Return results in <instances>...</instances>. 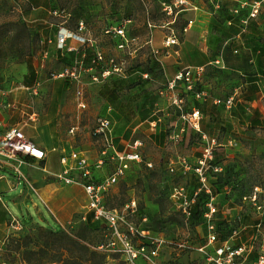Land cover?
Returning <instances> with one entry per match:
<instances>
[{"label": "rangeland", "instance_id": "1", "mask_svg": "<svg viewBox=\"0 0 264 264\" xmlns=\"http://www.w3.org/2000/svg\"><path fill=\"white\" fill-rule=\"evenodd\" d=\"M216 2L44 0L42 7H35L30 0H0V116L10 115L17 121L33 125L38 122V126L26 133L33 138L45 135L44 138L51 143L48 127L44 123L59 113L60 91L61 100L69 106L58 117H64V122H69L66 118L72 117L74 120V117L81 115V109L76 106V90L81 91L82 99L89 106L93 103L90 97L95 94L86 84H98L108 77L129 81L132 76L135 81L143 79L156 85V88L163 87L166 78L162 65L166 59H172L171 56H163L165 53L174 55L173 49L177 48L172 44L165 45V38L173 35L180 41L185 35L182 27L190 18L193 21L186 31L199 21L200 33H205L209 13L213 24L210 22L206 27L204 41L195 42L194 45L198 49L205 46L211 52V58L221 56L226 70L213 68L226 77L229 88L225 94H229L238 79L247 80L245 74L252 73V64L247 63V50L239 49L233 53L236 45L216 37L215 34L225 27L222 22L225 13H228L227 7L220 2L216 8ZM59 26L87 39L84 44L74 41L66 43L76 55L86 50H89V55L98 51L103 61L88 69V63L84 60L82 66L73 69L72 77H56L64 66L60 59L62 56L57 55L52 42L46 40ZM117 28L123 30L122 36L115 32ZM261 31L264 32V27ZM109 59H112L116 70L102 78L100 72L109 68ZM235 67L241 68L244 75L234 73ZM140 73L145 74V78ZM93 75L96 80H91ZM36 82L42 88L35 93L32 86ZM59 82H67V86L63 84L62 88L56 89ZM51 83L53 91L50 103L45 108L46 118H43L39 116L41 108L36 107L33 101L39 99L41 104H45ZM197 87L193 89L196 91ZM262 93L259 115L264 113V87ZM233 99L234 105L226 109V115L230 114V117H226L228 122H225V126L220 129L217 126L211 129L206 127L214 131L212 136L218 143L213 148V158L220 169L208 178L217 207L214 227L218 240L243 244L250 252H259L264 250V203L256 211L241 197L248 194L253 185L264 188V117L261 116L259 125L250 126L247 121L253 107L243 106L240 100ZM187 105H190V100H185L183 110L189 111ZM219 108L224 109L222 106ZM174 109L167 106L164 119H172L176 114ZM31 112L35 113L36 119L38 117L37 121L27 118ZM91 128L90 137L92 141L97 140L91 135ZM167 130L171 131V126ZM187 134L191 139L188 146H181L180 140L169 138L170 145L157 148L150 142L143 143L142 139H138L141 142L138 148L141 162L129 163L124 176L113 185L112 193L104 199L106 206L118 209L132 198L136 209L132 215H127L128 219L147 235L160 241L152 262L142 264H205L204 255L198 249L205 245L202 218L198 214L191 215L190 211L186 214L184 204L175 198L174 188L182 186L188 196L195 183L190 171L179 173L177 159L183 157L192 165L194 160L191 157L197 155V149L203 143L196 131L195 134ZM97 143L102 147L100 140ZM57 161L53 157L51 168H57ZM170 166L173 171H169ZM110 169L106 164L92 168V176L97 177ZM14 176L12 179L15 180ZM15 195L16 192L11 191L0 197V203L5 205L9 216L15 217L21 225L18 230L0 234L3 242L0 259L5 264H126L117 253L95 249V245L103 239L105 229L97 221L90 219L86 222L87 214L82 219L84 213H74L59 229L46 205L34 193L30 192L29 198L16 203L12 198ZM77 200L84 202L85 196L81 194L72 199L74 208ZM224 215L227 218H218ZM141 217L144 219L141 220ZM4 221L8 227V220ZM147 239L143 238L142 242L146 243ZM135 261L141 264L140 259Z\"/></svg>", "mask_w": 264, "mask_h": 264}, {"label": "crops", "instance_id": "2", "mask_svg": "<svg viewBox=\"0 0 264 264\" xmlns=\"http://www.w3.org/2000/svg\"><path fill=\"white\" fill-rule=\"evenodd\" d=\"M240 1L248 2L250 0H217L214 6L217 8L218 2H220V4H223L227 7V9H231ZM36 4L37 6L35 7H42L44 5V0H37ZM225 15L227 17L229 13H226ZM210 16L211 13H209L205 21V33H200L199 21H196L198 25L195 23L196 25H193L188 32L186 31V27L184 32L185 35H183L184 37L180 41L177 40L176 45H171L172 47H177L176 49H173L174 55L167 53V55L163 56L165 58L171 56L172 59H166L164 65H162L166 81L171 79L174 73L183 67H203L200 80L203 83L202 86L204 87L203 90L205 91L206 96L203 98H197L203 102L204 107L203 112H200L198 131L185 127V130L187 129L189 134H195L196 131L200 137L201 135L205 137H214L212 136L214 131L211 130L210 132H206L204 130H200V128H205L208 122H211L214 126H225V122H228L226 117H230V114L226 115L227 108H225L222 104L214 103V98L224 99L227 96L232 95L233 98L235 97V100H240L243 106L249 105L253 107L251 115L254 116V118L260 119L261 116L264 117V113L259 115V112L262 110L261 101L263 99L262 90L264 87V32L261 31L264 27V18L258 16L250 19L249 26L246 28L243 35L244 41L253 49H249L248 47L242 45V37H239L238 34H234L236 31L235 20L231 22L230 26H226L227 29L225 27L223 31L219 30L218 33L215 34L216 37H219L220 41L229 42L231 45L238 46L239 49L247 50L249 54V56H247V60L250 64H252L250 67L253 79L250 82L238 79V83L233 86L230 93L225 94L229 88V84L226 77L221 72L227 68L223 63L221 56L211 58V52L207 50L205 46L198 49L194 45L195 42L204 41L206 38V27L210 25L211 22ZM190 20L192 23L193 19L190 18ZM211 24H213V22H211ZM210 28H212V26H210ZM51 37L53 38V35ZM70 41L73 40H66L67 43ZM52 47L57 55H62L61 51L55 49L53 42ZM214 59H217L218 63L214 64ZM213 67H217L221 71L219 72V70H214ZM233 72L238 73L240 76L243 75L241 68L235 67ZM235 75L237 76V74ZM131 78L132 76L129 77V79ZM118 80L115 77H109L98 84H86L87 88H90L95 94L90 97V101L93 103L89 106L88 103L84 101L86 108L84 107L81 109V117L78 115L74 117V120H72V117L66 118L69 122H64V117H61V119L58 117L60 112L69 106L68 104L64 105L65 102L61 100L62 91H60L59 113L54 118L46 120L44 123V125L48 127L47 130L49 139L52 141L51 143L44 138L45 135H43V137L38 136L33 138L26 133L30 128L38 126V122L36 125L27 124L25 122L23 123L22 121L15 120V118H12L10 115H1L0 133L8 126H19L22 132L43 150L44 156L42 159H33L30 157L24 158L22 163L17 168L18 173H16L10 166V161H6L3 157H0V197L6 192L14 191L16 192V195L12 198L16 203L29 198L30 192L34 193L40 201L46 205L49 213L59 224V229L64 223H66V221H68L70 217H72L74 213L81 212L85 214L86 196L82 185L78 182L65 183L61 178H58L57 175L66 171L65 175L74 179L78 178L79 171L75 168L72 160L67 159L66 164L59 161L60 157L67 156L71 151L81 152L88 158L89 162L93 161L97 157L98 150L100 148L97 143L98 141H92V137H90L89 134V130L97 116L104 115L110 120V136L112 138L113 147L116 150H121L126 142L132 141L133 139H142L143 143L150 142L157 148H165L170 145V134L178 132L179 127L182 126L183 123L179 119L178 115H174L172 119L171 117L164 119V116H167V106L170 105L174 107V105L170 103L169 92H166V94L160 93L164 90L165 84L163 87L156 88V85L147 80L134 84L129 83L130 81L121 79ZM248 83H251V85L254 86V91L247 92ZM63 84L64 83L59 82L56 89L59 87L62 88L61 86ZM41 88L42 86H40L39 82H36L32 86L35 93L37 89L39 90ZM48 90H50V93L48 94V100L45 104H41L39 99L33 101V104L36 105V107L41 108L39 116L43 118H46L45 108L50 103L53 83H51ZM176 90L177 95L181 98L182 107H184L185 100L191 98L192 95L190 92L183 93V88L180 89L178 87ZM246 96H248V99L245 98ZM232 101H234V99ZM219 106H222L224 109H219L217 113H210L211 110H209V108H217ZM88 107H91V109H88ZM108 107L110 108V111H107ZM37 120L38 117L37 119L35 117L33 121L35 122ZM169 126H171V131L167 130ZM70 127H73V131L71 133L67 131ZM185 130L181 133L179 138L181 146H188V141L191 140ZM199 148L200 146L197 149V155L199 154ZM197 155L191 157L192 161L195 160ZM53 157L58 160L57 168H51L50 166L53 163ZM104 164L110 168L112 166L110 162H105ZM109 172H102V174L97 177L93 176V178H102ZM14 174L16 175L14 176ZM13 176L15 180L12 179ZM20 179L22 181H20ZM119 180L120 178L118 181ZM113 185L104 193V199L108 194L112 193ZM81 194L85 196V201L79 202L77 200V206L74 208L71 201L75 196ZM9 215L10 214L8 213L5 205L0 203V234H3V232L7 233L11 230L9 226H6L4 221V219L9 220L8 217H13ZM216 216L217 212L214 216V222L216 220ZM226 216L227 215H224L223 217L218 218H227ZM222 241L217 239L212 244H205L203 245L204 249L212 252V249L218 246ZM225 241L229 244H233L228 240ZM260 252H264V250L262 249L259 252H250V249L247 250L241 264H251ZM140 261L142 264L143 261L141 259Z\"/></svg>", "mask_w": 264, "mask_h": 264}, {"label": "built area", "instance_id": "3", "mask_svg": "<svg viewBox=\"0 0 264 264\" xmlns=\"http://www.w3.org/2000/svg\"><path fill=\"white\" fill-rule=\"evenodd\" d=\"M241 8H246L247 13L239 19L242 25L241 30L247 24L249 19L256 18L259 14H264V0H250L240 1L236 6L230 9L232 14L238 13ZM191 20L187 21L186 26L182 27L185 31L186 27L190 24ZM229 24V20L226 21ZM117 34L122 36V29H114ZM73 40L79 44L86 43L87 39L83 36L72 32L63 26H59L53 38H47V42H53L56 50L72 51V47L66 45V40ZM164 44H177V38L173 35L168 36L164 40ZM164 55H167L165 53ZM88 63V69L91 66L103 61L102 55L98 51H94L86 56L85 52L75 55L70 65H64L63 68L56 73V77L73 76V69L82 66L83 61ZM109 68L102 69L100 76L104 78L110 72L116 70L112 59H109ZM213 63H218L217 59ZM203 71L202 66L183 67L176 71L171 79L166 81L165 88L160 93L166 94L169 92L170 103L178 110V117L183 125L179 127L178 132L170 134V139L179 140L181 133L185 127L198 131L200 112L197 108L191 107L189 111H183L181 98L177 95V88L183 85L184 89H192L194 81L200 79ZM145 78V74H141ZM91 80H96V77L91 76ZM76 106L79 109L85 107L84 100L82 99L81 91L78 89L75 92ZM196 98H203L206 96L204 90L194 92ZM233 96L229 95L224 99L214 98L213 102L222 104L225 108L231 107ZM110 111V108H107ZM35 113H30L28 119L33 121ZM69 133L73 131V127L67 130ZM91 135L97 141L102 142V147L98 150L97 157L89 162L88 158L79 151H71L67 156L60 157L59 161L66 164L67 159L73 161L75 168L78 169L79 175L77 179L65 175L66 171L58 174L57 177L61 178L65 183H80L86 196V213L90 215L92 221H97L102 224L105 229V234L102 240L96 245L95 249L100 252L117 253L119 254L126 264H137L135 259H141L145 263H151L152 259L156 256V251L160 244L157 238L147 235L140 226L135 222L128 219L127 215H132L136 209L134 200L131 198L127 200L121 208L108 207L104 204V193L109 187L115 184L119 178L124 175L129 163L141 162V154L138 151L141 142L137 139L128 141L124 144L121 150H116L113 147L112 138L110 136V120L107 116H97L91 128ZM203 141L199 148V154L190 165L183 157L177 159L179 172L185 173L190 171L195 178L196 186L192 188L189 195H185L183 187L179 186L175 189V198L184 204V212L189 213V207L195 195L202 191L207 194V198L203 203V211L201 213L202 223L205 230V244H212L217 240L216 230L214 227V216L217 212V207L213 201L211 193V186L208 182L209 171H219L218 165L212 164L213 148L218 145L214 137H205L201 135ZM44 156L43 150L38 147L29 137H27L19 126L11 125L6 127L0 133V157L6 161H10V166L18 173V166L26 157L33 159H42ZM105 162L112 164L110 172L101 179H94L92 176V168H99ZM169 171H173V167H169ZM242 200L248 202L256 211H259L264 203V188L253 185L248 194L241 197ZM85 213V214H86ZM85 214L82 216L84 219ZM144 219L143 217L140 218ZM257 225V224H256ZM8 226L11 230H18L20 228L19 221L14 217H9ZM147 236V237H146ZM143 238H148L147 242H142ZM3 242L0 240V257L2 252ZM204 255L205 264H241L244 259L248 247L238 244H229L225 240L209 252L204 249V246L198 247ZM0 264H5L0 259ZM251 264H264V252L257 254L256 258Z\"/></svg>", "mask_w": 264, "mask_h": 264}, {"label": "trees", "instance_id": "4", "mask_svg": "<svg viewBox=\"0 0 264 264\" xmlns=\"http://www.w3.org/2000/svg\"><path fill=\"white\" fill-rule=\"evenodd\" d=\"M31 1H32V5H34V6H37V4H36V1L37 0H30V3H31ZM228 13H229V15L226 17V15L224 16V21L222 22V25L223 26H230V24H231V22L232 21H236V25H235V35L236 34H238V36L239 37H242V45H244L245 47H248L249 49H253L252 47H249L248 45L249 44H247L245 41H244V39H243V35H244V33H245V31H246V28H248V26H249V20H248V22H247V24L244 26V28H243V30H241V28H242V25L240 24V22H239V19L241 18V17H243V16H245L246 15V13H247V9L246 8H241V9H239L238 10V13H236V14H232L231 12H230V8L228 9ZM226 14V13H225ZM259 17H263L264 18V14H259L258 15ZM257 16V17H258ZM229 20V24H226V21H228ZM215 23L216 22H214V25H215ZM225 27H223L222 28V30L225 28ZM227 27H226V29H227ZM55 31H56V28L53 30V34L52 35H54V33H55ZM51 35V36H52ZM234 35V36H235ZM51 36H49L48 38H52ZM238 50H239V47L237 46L236 48H234V49H232V52L233 53H237L238 52ZM62 53V57H60V59H61V61H62V63H63V65H70L71 64V62H72V59H73V57L77 54L76 52H74V51H63V52H61ZM89 50H86L85 51V54H86V56H88L89 54ZM247 63H249L248 62V60H247ZM141 74V73H140ZM252 74V73H251ZM251 74L250 75H248V74H245V77H248L247 78V80L246 81H248V82H250L252 79H253V77L251 76ZM244 75V74H243ZM242 75V76H243ZM250 76V77H249ZM109 78V77H108ZM107 79V78H106ZM30 80V79H29ZM118 80V79H117ZM130 82L129 83H139L140 81H146V80H134V78H131V79H128ZM119 81V80H118ZM30 82V81H29ZM202 81H200V79L199 80H195L194 81V84H193V87H192V89H189V90H186V89H184V87H183V85H179V88L181 89V88H183L184 89V91H183V93L185 92V93H189L190 92V94L192 95V97L191 98H189L188 100H190V105H187L186 107H187V109H190L191 107H195V108H197L198 109V111L199 112H203V110H204V107H203V102H201L199 99H197L195 96H194V92H195V90L193 89L195 86H198L197 88H198V90H203L204 89V87L202 86V84L203 83H201ZM64 86H67V82H64ZM198 90H196V91H198ZM252 91H254V86L253 85H251V83L249 84L248 83V85H247V92H252ZM248 96H246L245 98H247ZM248 99V98H247ZM175 108V107H174ZM184 109V108H183ZM219 107H217V108H215V107H211V109L209 108V110H211V112L210 113H217L218 111H219ZM175 110V115H178V110L175 108L174 109ZM183 111H185V110H183ZM101 116H104V115H101ZM248 124L250 125V126H257V125H259L260 123H261V121H260V119H257V118H254V116H252V115H250L249 116V118H248ZM212 126H214L211 122H208L207 124H206V127L207 128H209V129H211V127ZM215 126H217V125H215ZM206 127L205 128H203V129H201V130H204V131H206V132H210L208 129H206ZM219 129L221 128V127H224V126H217ZM211 163L212 164H215V165H217V163H215L214 162V158L212 159V161H211ZM215 172H217V171H209L208 172V178L213 174V173H215ZM180 173V172H179ZM190 174V176H193V179L195 180V178H194V175H193V173L191 172V173H189ZM210 175V176H209ZM192 178V177H191ZM196 181V180H195ZM196 186V183H194L193 184V186H192V188H194ZM192 188L190 189V191H189V193L191 192V190H192ZM212 192V191H211ZM206 198H207V194H205V193H203L202 191H200V192H198L196 195H195V197H194V199H193V201H192V203H190V205H189V211H190V214L191 215H196V214H198V215H200L201 216V213H202V211H203V203H204V201L206 200ZM87 220L89 221L90 220V215L89 214H87V218H86V222H87ZM216 235H217V233H216ZM217 237V236H216ZM220 241H222V240H220Z\"/></svg>", "mask_w": 264, "mask_h": 264}, {"label": "water", "instance_id": "5", "mask_svg": "<svg viewBox=\"0 0 264 264\" xmlns=\"http://www.w3.org/2000/svg\"><path fill=\"white\" fill-rule=\"evenodd\" d=\"M50 264H53V263H50Z\"/></svg>", "mask_w": 264, "mask_h": 264}]
</instances>
